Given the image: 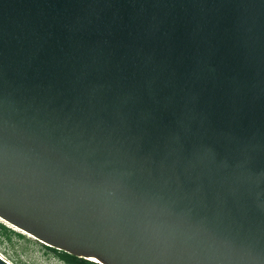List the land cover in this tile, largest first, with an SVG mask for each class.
<instances>
[{
	"label": "water",
	"instance_id": "water-1",
	"mask_svg": "<svg viewBox=\"0 0 264 264\" xmlns=\"http://www.w3.org/2000/svg\"><path fill=\"white\" fill-rule=\"evenodd\" d=\"M0 218L99 264H264V0H0Z\"/></svg>",
	"mask_w": 264,
	"mask_h": 264
},
{
	"label": "rangeland",
	"instance_id": "rangeland-1",
	"mask_svg": "<svg viewBox=\"0 0 264 264\" xmlns=\"http://www.w3.org/2000/svg\"><path fill=\"white\" fill-rule=\"evenodd\" d=\"M0 223L6 224L17 232L26 234L1 218ZM27 237L32 238L29 235ZM0 256L11 264H14L10 259L11 257L22 264H64L52 255L47 254L45 250L36 244L18 238H4L2 244H0Z\"/></svg>",
	"mask_w": 264,
	"mask_h": 264
},
{
	"label": "trees",
	"instance_id": "trees-1",
	"mask_svg": "<svg viewBox=\"0 0 264 264\" xmlns=\"http://www.w3.org/2000/svg\"><path fill=\"white\" fill-rule=\"evenodd\" d=\"M4 238L7 239L18 238L25 240L29 243L36 244L37 246L45 250L47 254L52 255L53 257L57 258L59 261H61L64 264H99L97 262L86 260L84 258H79L77 256H72L63 251H59L49 246H46L35 239L28 238L26 234L17 232L16 230H13L11 227L7 226L6 224L0 223V244H2ZM10 259L14 264H22L20 261L14 259L13 257H11Z\"/></svg>",
	"mask_w": 264,
	"mask_h": 264
},
{
	"label": "built area",
	"instance_id": "built-area-1",
	"mask_svg": "<svg viewBox=\"0 0 264 264\" xmlns=\"http://www.w3.org/2000/svg\"><path fill=\"white\" fill-rule=\"evenodd\" d=\"M1 257V256H0ZM2 259H4L3 257H1ZM5 260V259H4Z\"/></svg>",
	"mask_w": 264,
	"mask_h": 264
}]
</instances>
